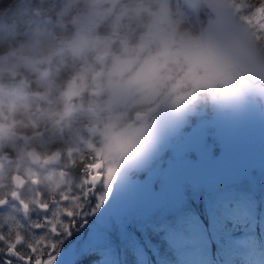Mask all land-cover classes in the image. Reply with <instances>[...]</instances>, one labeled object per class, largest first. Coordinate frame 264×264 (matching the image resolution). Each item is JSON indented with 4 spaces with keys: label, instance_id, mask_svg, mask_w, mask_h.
<instances>
[{
    "label": "clouds",
    "instance_id": "clouds-1",
    "mask_svg": "<svg viewBox=\"0 0 264 264\" xmlns=\"http://www.w3.org/2000/svg\"><path fill=\"white\" fill-rule=\"evenodd\" d=\"M236 3L226 0L229 11ZM221 8L222 0H0V199L19 191L31 203L76 183L61 177L59 161L40 163L38 147L43 130L61 134L74 114L88 120L86 152L106 164L161 111L264 103V33L214 26ZM89 18L108 21L109 33L73 23ZM62 67L72 71L61 86Z\"/></svg>",
    "mask_w": 264,
    "mask_h": 264
},
{
    "label": "snow or ice",
    "instance_id": "snow-or-ice-1",
    "mask_svg": "<svg viewBox=\"0 0 264 264\" xmlns=\"http://www.w3.org/2000/svg\"><path fill=\"white\" fill-rule=\"evenodd\" d=\"M235 9L222 0L214 26L244 34L247 25L261 39L264 0H237ZM257 115L264 128L259 101L200 103L159 112L106 164L69 150L60 175L76 183L66 191L0 199V264H264V162L236 155Z\"/></svg>",
    "mask_w": 264,
    "mask_h": 264
},
{
    "label": "rangeland",
    "instance_id": "rangeland-1",
    "mask_svg": "<svg viewBox=\"0 0 264 264\" xmlns=\"http://www.w3.org/2000/svg\"><path fill=\"white\" fill-rule=\"evenodd\" d=\"M45 7L47 5H44ZM34 7H41L39 3H35ZM41 20L45 17L42 15ZM53 24L56 22L55 15H51ZM75 24L86 23L87 26L94 30L98 35L104 36L110 31V23L108 21H101L100 19L89 18L87 20L74 21ZM56 30L59 31V28ZM73 30V24H66V34H71ZM71 64V61H69ZM72 69L70 67H62L59 70L57 77V83L61 86L71 75ZM103 100H97L96 103H104ZM88 124V120L83 115L74 114L70 127L59 135H53L47 130L41 132V137L38 142L39 151L45 157L51 156L53 152L59 151L60 157L56 159L59 161L58 168L64 169L63 165L67 160L68 151L71 150L74 156H78L81 151H86V145L88 143L89 133L84 127ZM40 131V130H38ZM236 155L242 162L259 165L264 162V128L261 127L259 116L244 126L240 131L239 138L236 144ZM235 161H225L224 166H230ZM40 163L45 162L42 159ZM256 174V173H254Z\"/></svg>",
    "mask_w": 264,
    "mask_h": 264
},
{
    "label": "trees",
    "instance_id": "trees-1",
    "mask_svg": "<svg viewBox=\"0 0 264 264\" xmlns=\"http://www.w3.org/2000/svg\"><path fill=\"white\" fill-rule=\"evenodd\" d=\"M253 2L255 3V0H253Z\"/></svg>",
    "mask_w": 264,
    "mask_h": 264
},
{
    "label": "water",
    "instance_id": "water-1",
    "mask_svg": "<svg viewBox=\"0 0 264 264\" xmlns=\"http://www.w3.org/2000/svg\"><path fill=\"white\" fill-rule=\"evenodd\" d=\"M56 160V159H55Z\"/></svg>",
    "mask_w": 264,
    "mask_h": 264
}]
</instances>
